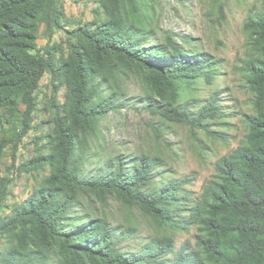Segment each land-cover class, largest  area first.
<instances>
[{
	"label": "trees",
	"instance_id": "16d2710c",
	"mask_svg": "<svg viewBox=\"0 0 264 264\" xmlns=\"http://www.w3.org/2000/svg\"><path fill=\"white\" fill-rule=\"evenodd\" d=\"M110 1L118 20L77 32L86 44L75 50L71 67L64 66L72 90L71 122L57 120L59 145L46 158L50 173L0 218V234L7 238L0 264H85L86 258L92 264H264V0L263 11L245 24L252 48L262 54L243 66L257 92L256 112L242 115L247 133L216 161L214 177L185 206L180 200H189L188 194L178 192L185 191L182 186L188 178L169 180L157 190L144 189L160 164L158 158L116 156L83 172L89 139L95 136L100 118L122 104L114 92L100 95L106 82L103 75H115L118 62L148 70L149 83L163 103L156 102L153 109L171 120L204 127L203 120L221 115L215 99L201 105L192 117V112L174 103L182 84L201 76L213 78L211 55L186 51L171 39L166 45L146 46V37L136 35L135 23L147 0ZM58 5L59 0H0V124L2 110L13 112L19 103L32 104L38 79L50 67L48 59L32 53L38 22H56ZM96 98L100 101L92 104ZM208 133L222 138L216 131ZM4 194L0 178V207ZM110 195L167 226L195 225L194 248L185 242L176 249L174 240L163 236L139 250L120 251L118 241L125 232L93 217L91 211L93 197ZM182 211L187 215L177 219Z\"/></svg>",
	"mask_w": 264,
	"mask_h": 264
},
{
	"label": "rangeland",
	"instance_id": "374dc122",
	"mask_svg": "<svg viewBox=\"0 0 264 264\" xmlns=\"http://www.w3.org/2000/svg\"><path fill=\"white\" fill-rule=\"evenodd\" d=\"M58 8L56 22H38L32 53L43 61L48 59L50 67L38 79L31 106L19 103L16 111H1L4 119L0 124V178L5 194L0 218L7 216L14 204L29 197L51 171L46 158L59 145L57 120L71 122L72 90L64 66L71 67L75 50L86 44L78 30L119 19L110 0H59ZM262 11L261 0H147L135 23L139 28L136 35L146 37V46L166 45L171 39L186 51L211 55L214 61L213 78L208 81L201 76L182 84L176 90L174 103L192 112V117L201 105L215 99L221 115L203 120L204 127L191 128L188 123L171 120L153 109L156 102L163 103L149 83L148 70L118 62L115 75H103L106 82L100 95L114 92L122 104L100 118L95 136L89 139L83 172L116 156L158 158L160 164L144 189L157 190L169 180L188 178L182 186L185 191L178 194H188L189 200L180 203L185 206L190 199H197L203 184L214 177L216 161L237 147L247 133L242 115L256 112L257 92L248 82L243 66L249 58H262V54L252 48L245 24ZM98 101L96 98L92 104ZM208 131L221 133L222 138H215ZM84 202L85 208L89 206ZM90 205L93 217L125 232L118 241L122 252L139 250L163 236H170L176 249L185 242L191 248L195 246V225L178 222L167 226L113 195L93 197ZM186 215L182 211L177 219ZM6 241L5 234H0V252ZM85 264L92 263L86 258Z\"/></svg>",
	"mask_w": 264,
	"mask_h": 264
}]
</instances>
